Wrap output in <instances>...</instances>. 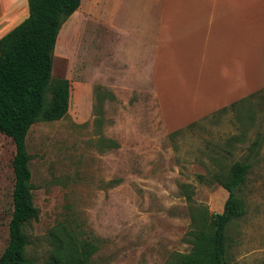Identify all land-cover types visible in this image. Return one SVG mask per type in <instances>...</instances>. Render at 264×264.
<instances>
[{
	"label": "rangeland",
	"instance_id": "rangeland-1",
	"mask_svg": "<svg viewBox=\"0 0 264 264\" xmlns=\"http://www.w3.org/2000/svg\"><path fill=\"white\" fill-rule=\"evenodd\" d=\"M142 1L81 0L58 33L51 75L69 80V109L26 136L38 210L23 228L26 254L44 264L72 240L88 252L87 264H176V254L192 249L190 233L207 230L223 211L228 193L218 180L247 161L239 191L245 215L227 227L226 264H264V90L167 133L150 72L129 76L132 64L114 60L120 50L138 62L116 27L136 33L139 13L147 12ZM14 154L12 140L0 134V256Z\"/></svg>",
	"mask_w": 264,
	"mask_h": 264
},
{
	"label": "crops",
	"instance_id": "crops-1",
	"mask_svg": "<svg viewBox=\"0 0 264 264\" xmlns=\"http://www.w3.org/2000/svg\"><path fill=\"white\" fill-rule=\"evenodd\" d=\"M141 3L147 12L139 13L136 33L116 27L123 34L119 43H128L125 49L135 52L138 62L120 50H113L114 60L132 64L129 76L150 72L167 133L235 108L264 90V0ZM27 14V0H0V38ZM114 14L110 11L109 18L116 21Z\"/></svg>",
	"mask_w": 264,
	"mask_h": 264
},
{
	"label": "trees",
	"instance_id": "trees-1",
	"mask_svg": "<svg viewBox=\"0 0 264 264\" xmlns=\"http://www.w3.org/2000/svg\"><path fill=\"white\" fill-rule=\"evenodd\" d=\"M27 3L28 17L0 38V134L9 137L15 147L11 162L12 212L7 228L8 243L0 256V264H35L26 254L23 229L25 224L38 218L32 201L26 136L34 124L59 121L68 113L70 82L53 78L51 68L58 33L80 7L81 0H27ZM227 109L230 108L218 113ZM252 147L255 151L258 143L254 142ZM249 168L247 161L235 162L218 180L228 193L223 211L211 217L207 230L190 233L192 249L176 254V264H226V230L231 222L245 215V202L239 191ZM203 178L198 179L203 182ZM186 198L190 200L189 195ZM87 259L88 252L80 251L70 240L68 246L60 247L44 264H87Z\"/></svg>",
	"mask_w": 264,
	"mask_h": 264
}]
</instances>
